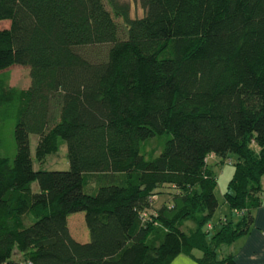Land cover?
<instances>
[{
	"label": "trees",
	"instance_id": "obj_1",
	"mask_svg": "<svg viewBox=\"0 0 264 264\" xmlns=\"http://www.w3.org/2000/svg\"><path fill=\"white\" fill-rule=\"evenodd\" d=\"M104 1L0 0V264H238L218 248L261 204L264 0H141L139 17ZM13 65L29 68L26 88L10 85ZM61 142L69 168L43 169ZM215 158L234 165L237 211L217 228Z\"/></svg>",
	"mask_w": 264,
	"mask_h": 264
},
{
	"label": "rangeland",
	"instance_id": "obj_2",
	"mask_svg": "<svg viewBox=\"0 0 264 264\" xmlns=\"http://www.w3.org/2000/svg\"><path fill=\"white\" fill-rule=\"evenodd\" d=\"M120 2H125L127 4H129L130 6V15L131 17H139L143 14V9L141 6V0H119ZM107 8L109 10H111L110 6L108 5V3L106 2V0L104 1ZM118 22H120L119 19H116ZM9 26V21H0V28H6ZM123 28V27H122ZM96 50H98L99 52H103L104 48H93L91 49V51L96 52ZM8 74H9V78H10V85L11 86H15L18 88H26L27 86H29L30 84V76H29V68L25 67V66H21V65H13L11 66L8 70ZM11 115L10 113H7L5 122L3 124L2 130H3V135H2V148H1V152L3 154H7V155H12L14 152V140H13V136H12V122H11ZM161 137L163 138V142L168 138V135H163ZM38 140V136L35 134H30L29 135V144H30V152L31 155L34 156V152H35V146H36V142ZM158 142L156 141H150L147 144V148L149 150L152 149H156L158 144ZM161 144V147H162ZM160 147V149H161ZM254 150H256V147L254 145L251 146ZM159 149V150H160ZM230 158L234 161L235 157L234 155H230ZM214 170V175L216 177L217 180V185L215 188V195L216 198L219 202L218 208L215 211L214 216L212 217L210 223L213 224L215 226V228H217L219 226V218H227V219H236V216L233 215L232 213L230 214V209L228 207V205L226 204L225 200H224V194L227 188V184L228 181L230 180V178L232 177L233 171H234V165L231 163H228L227 159L225 161V163H221L220 159L215 158L214 160L209 161ZM38 168L35 167V169ZM43 169H47V170H66L69 168V163H68V156H67V147L66 144L64 142H61L60 147L58 149V151L56 153L53 154H49L46 157V162L44 163ZM262 187H263V191L260 195V200H261V204L259 206H257L255 209H253L251 211L253 216H257L259 217L257 210H263L262 206H264V176L262 177ZM32 189L33 191H38L39 187L37 182H33L32 184ZM164 195H166V193H160L158 195V197H156L155 200V205L158 206L161 202V197H163ZM261 208V209H259ZM236 215H237V211H235ZM153 213H151L150 215H152ZM261 218H258V221ZM74 221L75 225L74 228L75 230H78L79 234V239H83V235L84 232L86 233L87 236V227L85 225L84 222V214L83 212H78V213H74L71 214L68 217V225L70 227L71 230H73V225L72 222ZM256 227L255 224H252L251 228ZM81 229V230H80ZM74 231V230H73ZM214 230H210L209 232V237L213 234ZM85 239V238H84ZM221 249H218V253H220ZM197 254H199V252H196ZM227 253V252H225ZM220 255V254H219ZM221 256V255H220Z\"/></svg>",
	"mask_w": 264,
	"mask_h": 264
},
{
	"label": "crops",
	"instance_id": "obj_3",
	"mask_svg": "<svg viewBox=\"0 0 264 264\" xmlns=\"http://www.w3.org/2000/svg\"><path fill=\"white\" fill-rule=\"evenodd\" d=\"M167 201L163 198L160 202ZM227 204V203H226ZM264 207V206H262ZM261 209V208H259ZM257 210L259 217L256 215L253 218V223L256 227L251 228L250 232L240 237L231 244H224L220 248L221 256L227 254L233 255L238 264H264V208ZM236 216L233 211L230 214ZM258 218H261L258 221ZM191 225V223H190ZM213 227V224L210 225ZM227 252V253H225ZM195 256H200V253H193ZM170 264H199L192 256L180 254Z\"/></svg>",
	"mask_w": 264,
	"mask_h": 264
},
{
	"label": "built area",
	"instance_id": "obj_4",
	"mask_svg": "<svg viewBox=\"0 0 264 264\" xmlns=\"http://www.w3.org/2000/svg\"><path fill=\"white\" fill-rule=\"evenodd\" d=\"M210 226V225H209Z\"/></svg>",
	"mask_w": 264,
	"mask_h": 264
}]
</instances>
